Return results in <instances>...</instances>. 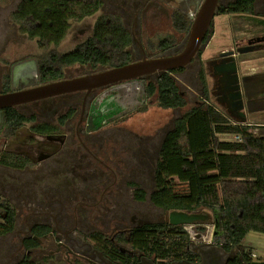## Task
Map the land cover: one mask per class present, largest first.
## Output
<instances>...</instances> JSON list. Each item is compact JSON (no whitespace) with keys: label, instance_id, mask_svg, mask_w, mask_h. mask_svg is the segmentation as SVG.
<instances>
[{"label":"rangeland","instance_id":"374dc122","mask_svg":"<svg viewBox=\"0 0 264 264\" xmlns=\"http://www.w3.org/2000/svg\"><path fill=\"white\" fill-rule=\"evenodd\" d=\"M100 2L99 11L91 17L79 22L70 21L66 35L54 47L46 43L40 46L37 39H29L23 27L27 29L31 25L13 20L12 13L15 7L12 6V0L1 1L0 91L4 85L3 76L7 73L11 75L13 89L32 86L37 80L34 57L52 49L59 53L72 51L75 46L92 35L93 28L99 21H105L108 26L121 25L126 30L130 40L126 51L129 53L131 62L152 57L151 52L145 49L147 40L166 37L173 40L175 47L182 48L187 35H180L172 30L169 22L170 11L176 9L185 16L193 18L203 0H100ZM232 2L234 0H219L218 6L225 8ZM263 3V0H253L252 18L215 14L213 24L208 30L209 39L206 40L203 48L191 63L184 67L183 71H177L172 75L178 92L185 100L183 108L163 111L157 108L154 98L144 97L145 83L154 81L159 73L152 74L148 78L146 76L98 89L87 108V120L84 126L88 134L82 137L87 149H82L79 144H75L70 134L61 147L59 155L49 159L43 170L36 174L34 171L31 173V170L27 173H11L17 177V191L27 195L34 194L38 198L51 196L61 197L63 200L74 196H91L97 200H106L110 204L111 200L115 199L118 205L124 203V231L134 224H153L162 221L165 213L153 207L148 201V196L154 189L152 177L160 144L172 128L173 120L192 107L199 106L203 101L198 93L200 86L198 69L201 70L202 79H204L208 103L223 114L215 103L214 97L210 95L211 63L216 60L218 53L233 49L234 44H244L248 38L264 35L260 30L261 27L252 22L264 19ZM237 62L246 101L245 123L251 126L248 131L255 137L264 138V50L239 56ZM101 70L103 69L94 70L87 65H74L64 69V78L80 77ZM191 91H194L196 95H193ZM77 96L79 93H71L20 105L15 109L27 119L38 116L40 120L48 121L50 127L59 131L56 123L72 106V101L77 98L78 102L80 101L82 96L80 98ZM142 105L147 106L144 113L135 114L126 121L117 122L124 114ZM79 108L78 103L76 112ZM228 120L233 125H241L234 119ZM32 125L33 120L24 123L18 130L16 139H9L7 145L11 147L19 145ZM70 125L73 126V122ZM218 139L233 141L232 135L227 134L219 135ZM53 149L48 148L49 151ZM35 176L40 178L37 179ZM32 179L36 183L29 182ZM136 190L144 192L143 201L135 199ZM69 202L71 201L61 206V208L70 209L68 219L71 218L72 221L68 220L67 225L80 226L94 219L88 214L91 205H84L86 209L83 213L86 215L83 216L78 213V208H83V205H66ZM85 202L88 204L90 201L85 200ZM51 203L52 201L49 204ZM74 208L77 209L74 211ZM23 210L26 214L27 210ZM186 214L201 217L203 222L211 225L208 234L213 241L222 236V212L218 209L213 211L199 209ZM18 228L19 226L16 229ZM201 233L203 236L207 234L205 229H202ZM2 248L4 251L0 253L3 256L0 264H9L13 253L18 249V243H0V252ZM231 250L249 253L252 262L264 261V234L250 232L244 237L238 249ZM250 252L255 255L254 259ZM46 255L42 253L40 257L50 264ZM40 257L33 258L40 261L42 260L39 259Z\"/></svg>","mask_w":264,"mask_h":264},{"label":"trees","instance_id":"16d2710c","mask_svg":"<svg viewBox=\"0 0 264 264\" xmlns=\"http://www.w3.org/2000/svg\"><path fill=\"white\" fill-rule=\"evenodd\" d=\"M100 6L99 0H21L12 18L31 25L27 29L23 27L29 39H37L40 46L46 43L56 47L66 35L70 21L91 17ZM217 14L252 18L253 0H234L225 8L218 7ZM169 22L175 33L187 35L192 19L172 9ZM252 22L264 33V19ZM129 41L121 25L108 26L105 21H99L92 35L72 51L59 53L52 49L34 57L37 80L32 86L63 79L64 69L74 65H87L94 70L125 65L131 62L126 51ZM174 46L173 40L166 37L145 42V49L152 57ZM175 72H160L143 88L144 97L154 98L157 108L163 111L185 106L172 77ZM3 78L2 91H12L10 74ZM146 110L147 106L142 105L117 122ZM71 114L72 110L68 116ZM30 120L15 108L3 109L0 136L12 137ZM44 128L37 125L32 129L42 132ZM224 134L237 135L240 140H219L218 135ZM3 162L9 164L6 160ZM152 178L154 189L148 201L161 211L191 213L199 209H218L222 212V236L215 238V242L224 251L239 247L250 232L264 234V138L255 137L246 127L231 124L211 106L192 107L173 120L172 128L160 144ZM134 195L138 201L145 199L142 190H136ZM187 242L188 236L180 227L144 225L131 230L128 245L145 257L177 261L194 257L187 250ZM130 260L131 257L124 254V263L129 264ZM247 261H252L249 253H243L241 258L227 264Z\"/></svg>","mask_w":264,"mask_h":264},{"label":"flooded vegetation","instance_id":"af4514ba","mask_svg":"<svg viewBox=\"0 0 264 264\" xmlns=\"http://www.w3.org/2000/svg\"><path fill=\"white\" fill-rule=\"evenodd\" d=\"M12 1V6L15 9L21 2V0ZM256 39L260 41L256 42ZM249 41H251L250 44ZM180 50L181 48L174 46L165 53L176 54ZM259 50H264V35L248 38L244 44H234L233 49L228 50L233 52L231 56L222 57L220 56L222 52L218 53V57L211 63L210 68V95L214 97L215 103L220 107L223 114L218 109L215 110L222 114L228 122V119H234L241 124L238 126L246 127L248 130L251 126L245 123L247 117L245 111L246 101L242 83H240L237 58ZM233 62L236 68L235 73L228 71ZM184 67L176 71L181 72ZM198 72H200L198 75V84L200 85L198 93L203 100L199 106L202 108L212 107L207 101V90L205 89L201 70L198 69ZM235 74L237 79L236 82H233L232 77ZM12 90L14 89L12 88ZM95 91L89 93L77 92V94L79 93L77 97L82 96L80 101L78 102V98L72 101V106L60 117V119L62 117L66 118L62 122L59 119L56 123L59 131L61 130L60 132L50 127L48 121H42L36 116L30 118L33 120V125L19 145L13 147L7 145L9 139H16L18 131L10 138L0 136V243H18V249L13 253L12 261L8 263L47 264L40 257L42 253L47 254L50 264H61V262L63 264H126L124 263V254L131 257L129 264H176L178 261H187L191 264H227L237 257L241 258L242 251H224L220 244L213 241L208 234L211 225L203 222V219L198 216H195L197 218L188 224H175L171 223L169 218H166L169 213L162 211L165 213L162 221L153 224H134L124 231V203L118 205L115 199L111 200L110 204L106 200H97L91 196H74L63 200L61 197H47L46 194H44L45 197L38 198L34 194L27 195L17 191V177L11 173H27L31 170V173L34 171L36 174L43 170L49 159L59 155L61 147L64 145L65 140L70 137V134L73 136L75 144H79L82 149H87L82 137L88 134L84 125L87 120L88 103L93 99ZM191 92L196 95L194 91ZM0 93L4 92L1 90ZM78 103L80 108L76 112ZM70 110H72V114L68 116ZM72 122L73 126L70 125ZM37 125H44L45 130H42V132L34 131L32 128ZM49 135L54 136V138L46 140L45 137ZM49 147L54 149L49 151ZM5 160L9 164L4 163ZM35 177L40 178V176ZM29 182L36 183L34 179ZM85 200L90 202L87 204ZM50 201H52L51 204H49ZM68 201L72 202V204L71 202L67 203L68 206L73 204L83 205V208H78V213L83 216L86 215V213H83L86 209L84 205H91L88 214L93 216L94 219L90 220L89 223H82L80 226L67 225L69 221H72L71 218L68 219L70 209L67 207L61 208V206ZM53 205L57 207H51ZM23 209L27 210L26 214ZM172 220L177 222L175 218ZM144 225H159L166 228L180 227L188 236L187 250L194 257L177 261H159L152 256L145 257L141 252L130 249L128 240L131 230ZM17 226H19L18 230L16 229ZM202 229L207 232L205 236L201 233ZM3 251L2 248L0 253ZM34 256L40 257L39 259L42 260L37 261L33 258ZM1 258L3 259L2 255H0ZM250 262H243V264H250Z\"/></svg>","mask_w":264,"mask_h":264},{"label":"water","instance_id":"95a60500","mask_svg":"<svg viewBox=\"0 0 264 264\" xmlns=\"http://www.w3.org/2000/svg\"><path fill=\"white\" fill-rule=\"evenodd\" d=\"M218 2L219 0H203L192 19L185 42L181 50L176 54L164 53L153 57H144L136 62H129L119 67L105 68L101 71L86 74L84 76L68 79L63 78L45 84L0 93V123H2V110L5 108H15L20 105L65 94L77 92L89 93L120 82L183 68L191 62L200 49L203 48L206 40H208V30L212 26L213 17L217 13L219 7ZM255 41L258 42L260 40L256 39ZM248 43L250 44L251 41ZM232 54V51H226L222 52L220 56H231ZM230 67L228 71L235 73L236 68L234 62ZM232 78V81L236 82V74L233 75ZM53 138L54 136L51 135L45 137L46 140H52ZM166 218H169L171 223L188 224L197 217L187 215L186 213L170 212ZM173 218L177 219V222L173 221ZM176 264L191 263L187 261H178ZM250 264H264V261H251Z\"/></svg>","mask_w":264,"mask_h":264},{"label":"built area","instance_id":"2783aa9c","mask_svg":"<svg viewBox=\"0 0 264 264\" xmlns=\"http://www.w3.org/2000/svg\"><path fill=\"white\" fill-rule=\"evenodd\" d=\"M189 18H191V17H189ZM191 19H193V18H191ZM232 137H233V141H239L240 140L239 136H237V135H235V136L233 135ZM251 257H252V259L255 258V255L251 254Z\"/></svg>","mask_w":264,"mask_h":264},{"label":"crops","instance_id":"0c3cea01","mask_svg":"<svg viewBox=\"0 0 264 264\" xmlns=\"http://www.w3.org/2000/svg\"><path fill=\"white\" fill-rule=\"evenodd\" d=\"M263 132H264V131H263ZM218 136H219V135H218ZM232 136H233V135H232ZM234 136H235V135H234ZM222 141H229V140H224V139H222ZM240 246H241V245H240ZM240 246H239V247H240ZM239 247H238V248H239ZM250 254H253V253L250 252ZM253 259H254V258H253Z\"/></svg>","mask_w":264,"mask_h":264}]
</instances>
